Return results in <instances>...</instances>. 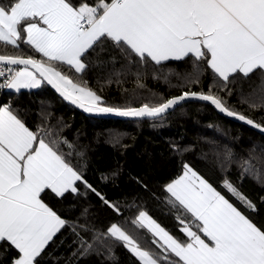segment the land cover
<instances>
[{
    "label": "snow or ice",
    "instance_id": "1",
    "mask_svg": "<svg viewBox=\"0 0 264 264\" xmlns=\"http://www.w3.org/2000/svg\"><path fill=\"white\" fill-rule=\"evenodd\" d=\"M0 43L17 50L23 43L41 57L0 54V89L19 94L46 82L87 113L136 118L162 117L196 100L264 132V125L227 106L220 95L232 96L235 86L241 104L264 108V0H0ZM105 52L119 54V69L116 55L100 59ZM167 62H183L191 70L165 72ZM108 64L113 66L108 85H121L132 76L137 89H146L144 81L151 74L183 88L199 84L208 72L212 84L207 92L188 90L139 107H116L106 106L82 76L74 80L62 70L67 66L83 74L93 65ZM173 75L179 81L175 85L169 79ZM24 115L11 102L0 105V264L6 252H14L10 264H41L45 255L52 256L46 249L65 229L77 245L72 257L111 259L120 245L139 264H264V225L250 216L257 204L230 180H224L223 188L244 210L188 163L163 186L164 202L186 237L180 239L137 203L140 196L124 205L131 216L123 215L119 201L108 200L86 179L89 161L83 146L62 136L63 129L55 125H37L33 131ZM215 155L221 170L236 164L241 180L254 177L264 185V149L257 153L254 146L239 160L230 150ZM118 175L117 170L101 179ZM49 191L57 198L91 191L116 214V222L98 230L87 222L88 208L67 220L45 201ZM139 230H146L150 239ZM137 237L158 251L142 247Z\"/></svg>",
    "mask_w": 264,
    "mask_h": 264
},
{
    "label": "trees",
    "instance_id": "2",
    "mask_svg": "<svg viewBox=\"0 0 264 264\" xmlns=\"http://www.w3.org/2000/svg\"><path fill=\"white\" fill-rule=\"evenodd\" d=\"M0 54H22L41 58L40 54L23 43L19 50L0 43ZM110 55L117 56L115 68L119 69L117 52H105L100 59H108ZM167 68L180 73L191 70L190 65L183 62H167L165 72ZM62 70L74 80L82 76L89 86L102 96L106 106L116 107H139L143 103L160 102V97L167 99L188 90L207 92L212 84L210 72L205 73L199 84L183 88L171 87L163 79L154 80L149 74L144 81L146 89H137L135 77L132 76L121 85H108L106 80L113 71L111 64L101 67L93 65L83 74H76L74 70L70 72L67 66H63ZM169 79L171 85L179 82L174 75ZM244 87L247 92V85ZM220 95L227 101V106L264 125V108L250 109L247 104H241L235 86L232 96H226L223 92ZM9 102L14 108L20 109L22 115L26 113V124L33 131L37 125H55L63 129L62 136L83 146L89 161L86 179L108 200L119 201L123 215L131 216V211L124 208V205L131 202L133 197L140 196L143 199L137 203H143L157 222L172 235L186 239L180 231L182 225L175 219V212L170 211V206L164 202L166 194L163 192V186L181 173L183 163H188L226 198L244 210L240 202L223 188L224 180H230L257 204L258 210L251 212L250 216L258 226L264 225V201L261 199L264 198V185L254 177L246 176L241 180L240 169L236 164L227 170H221L215 155L230 150L234 158L239 160L246 158L254 146L259 153L264 149V136L224 118L211 105L189 102L155 119L124 121L91 118L59 98L45 83L35 90H21L19 94L9 90L0 95V105ZM116 140H119V144L113 146ZM117 170L119 175L115 178L110 177L107 181L101 179L102 174L108 175ZM144 184L148 185L147 190L144 189ZM79 191H85L83 186H79ZM149 193H155L159 199ZM44 198L67 220H75L80 217L83 208H88L87 222L98 230H105L112 222H116V214L91 191L86 196L67 193L63 198H57L49 191ZM79 222L84 223V218L81 217ZM139 232L150 239L146 230ZM73 239L70 229L62 230V235L58 234L55 238L56 244H50L46 249V253H51L52 256L45 255L41 264H68L69 259L71 264H139L137 258L120 245L113 249L114 256L111 259L96 254L72 257L71 254L77 247L73 244ZM61 240L64 241L63 244H60ZM138 242L142 247L158 251L155 246L144 243L142 239L138 238ZM0 252H3V249H0ZM13 255L14 252L4 253L3 264H10ZM53 257L58 258V261Z\"/></svg>",
    "mask_w": 264,
    "mask_h": 264
},
{
    "label": "water",
    "instance_id": "3",
    "mask_svg": "<svg viewBox=\"0 0 264 264\" xmlns=\"http://www.w3.org/2000/svg\"><path fill=\"white\" fill-rule=\"evenodd\" d=\"M17 67H19V66H17ZM45 84H46V82H45ZM47 85V84H46ZM59 98H61L62 100H64L63 99V97H61L60 96V94L58 93V92H56V90L55 89H53L52 87H51V85H47ZM66 103H68L69 105H71V106H73L74 108H76L79 112H81L82 114H84L85 116H88V117H91V118H101V119H113V120H124V121H130V120H140V119H155V118H148V117H143V118H136V117H120V116H116V115H114V114H98V113H87V112H85L83 109H80V108H78L77 106H75V105H73L71 102H69V101H66V100H64ZM189 102H200V103H204V104H208V105H211L210 103H207V102H201V101H196V100H188V101H186V102H183L182 103V105L183 104H185V103H189ZM212 106V105H211ZM178 107H180V106H177L175 109H177ZM174 109V110H175ZM215 109V108H214ZM216 110V109H215ZM173 110H169V112L168 113H166L165 115H167V114H169V113H171ZM221 116H223L224 118H227V119H229V120H231V121H233V122H235V123H238V124H240V125H243V126H246V127H249L250 129H252V130H254V131H256L257 133H259V134H261V135H263L264 136V132H261L260 131V129H257V128H254L253 126H251V125H248V124H246L244 121H240V120H237L236 118H234V117H227L225 114H223V113H220L218 110H216ZM164 115V116H165ZM158 118H160V117H158Z\"/></svg>",
    "mask_w": 264,
    "mask_h": 264
},
{
    "label": "built area",
    "instance_id": "4",
    "mask_svg": "<svg viewBox=\"0 0 264 264\" xmlns=\"http://www.w3.org/2000/svg\"><path fill=\"white\" fill-rule=\"evenodd\" d=\"M3 78H0V80H2ZM7 91H9L8 89H0V95L2 96L3 94H5Z\"/></svg>",
    "mask_w": 264,
    "mask_h": 264
},
{
    "label": "crops",
    "instance_id": "5",
    "mask_svg": "<svg viewBox=\"0 0 264 264\" xmlns=\"http://www.w3.org/2000/svg\"><path fill=\"white\" fill-rule=\"evenodd\" d=\"M43 85V84H42ZM42 87V86H41ZM31 90H33V89H31ZM35 90V89H34ZM12 91V90H11Z\"/></svg>",
    "mask_w": 264,
    "mask_h": 264
}]
</instances>
